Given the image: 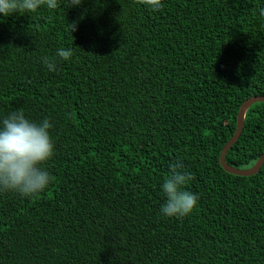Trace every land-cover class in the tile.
<instances>
[{
    "label": "trees",
    "instance_id": "1",
    "mask_svg": "<svg viewBox=\"0 0 264 264\" xmlns=\"http://www.w3.org/2000/svg\"><path fill=\"white\" fill-rule=\"evenodd\" d=\"M164 3L0 19V120L48 118L56 145L44 191L0 193V264H264V166L239 177L220 165L241 106L264 97V0ZM263 155L260 103L226 162L246 170ZM178 159L199 199L167 217L160 186Z\"/></svg>",
    "mask_w": 264,
    "mask_h": 264
},
{
    "label": "clouds",
    "instance_id": "2",
    "mask_svg": "<svg viewBox=\"0 0 264 264\" xmlns=\"http://www.w3.org/2000/svg\"><path fill=\"white\" fill-rule=\"evenodd\" d=\"M85 0H0V19L14 13L34 14L42 8L57 10L82 6ZM141 3L153 12L161 10L164 0H141ZM259 16L264 17V8L259 9ZM71 33L76 28L75 22H69ZM57 56L68 60L72 49L60 48ZM49 70H55L51 61H45ZM54 125L48 118L33 121L26 117L23 109L12 111L0 120V193H14L31 197L44 191L51 183V174L46 164L52 159L56 145L51 129ZM193 179V174L186 170L181 160L169 163V174L160 186L165 202L161 213L167 217L190 215L198 204V195L186 189Z\"/></svg>",
    "mask_w": 264,
    "mask_h": 264
},
{
    "label": "water",
    "instance_id": "3",
    "mask_svg": "<svg viewBox=\"0 0 264 264\" xmlns=\"http://www.w3.org/2000/svg\"><path fill=\"white\" fill-rule=\"evenodd\" d=\"M264 103V97L263 96H257L252 97L248 99L244 104L241 106L240 111L238 113L237 117V129L233 137L229 140V142L224 146L221 156H220V165L224 169L225 172L239 176V177H252L258 174L262 167L264 166V155L256 162V164L249 169L241 170L231 167L226 162V156L228 152L233 148V146L237 143L240 136L242 135V132L244 130V124H245V118L247 115V112L250 110V108L255 104Z\"/></svg>",
    "mask_w": 264,
    "mask_h": 264
}]
</instances>
